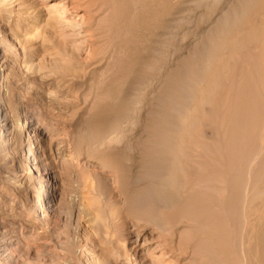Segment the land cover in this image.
I'll list each match as a JSON object with an SVG mask.
<instances>
[{
	"label": "rangeland",
	"instance_id": "rangeland-1",
	"mask_svg": "<svg viewBox=\"0 0 264 264\" xmlns=\"http://www.w3.org/2000/svg\"><path fill=\"white\" fill-rule=\"evenodd\" d=\"M104 2L0 0V264H90L102 258L98 262L106 264H242L234 240L238 224L222 210V196L216 199L217 209H207L203 224L173 227L176 242L194 238L195 246L186 245L184 262L161 254L159 245L172 243L171 238L139 226L123 212V197L115 185L121 167L97 151L104 136L94 134L111 127L116 118L124 123L128 114L134 118L128 128L138 134L152 123L154 115H146L156 106L145 97L146 109L135 112L129 94L136 92L138 80H115L120 62L130 55L127 49L134 45L115 43L119 26L102 7ZM165 9L157 6L158 11ZM165 17L160 24L153 22L151 30L141 20L138 38L143 43L160 39L159 33L166 31L161 26L174 24L177 15ZM206 20L179 25L182 33L190 29L187 43L207 27ZM88 25L94 31H87ZM30 139L36 153L34 161L26 163L24 148ZM213 142L222 145L221 140L202 144ZM220 163H226L225 155ZM262 185L264 180L254 191L261 198L253 196L251 221L264 204ZM115 211L123 214L119 225L110 219ZM95 216L108 222L106 241L96 240L88 228ZM190 231L197 232V238ZM201 244L211 248L218 262L197 249Z\"/></svg>",
	"mask_w": 264,
	"mask_h": 264
},
{
	"label": "bare ground",
	"instance_id": "bare-ground-1",
	"mask_svg": "<svg viewBox=\"0 0 264 264\" xmlns=\"http://www.w3.org/2000/svg\"><path fill=\"white\" fill-rule=\"evenodd\" d=\"M189 1L101 3L113 24L119 26L115 43L134 45L127 49L130 55L120 62L115 80H138L136 92L129 94L135 112L146 109L145 97L154 100L156 110L150 108L146 116L154 115L153 124L138 134L128 128L134 124L128 113L124 123L114 119L111 127L94 134L104 136L95 148L121 167L114 184L123 197L127 218L171 238L172 243L159 245L164 258L186 261V245H194V238L186 244L176 242L173 227L203 224L207 209H215L216 199L222 196V210L231 223L238 224L234 240L240 263L264 264V204L251 221L253 196L261 198L254 191L264 180V0ZM159 5L166 9L158 11ZM195 7L201 11H194ZM174 15V24L161 26L166 31L158 32L160 39L155 42L148 39L143 43L136 35L141 20L151 30L153 22L160 24L165 16ZM205 19L207 27L187 43L190 29L182 33L179 25L192 26ZM5 27L9 32L10 26ZM86 28L94 31L89 25ZM114 94L120 98V93ZM205 140H221L222 145L213 142L206 146L202 144ZM24 149V161L33 162L35 141L28 140ZM221 155L226 156L224 166ZM121 214L112 213V224L119 225ZM88 223L96 240L110 236L106 219L95 216ZM190 232L196 237L197 232ZM197 249L203 254L208 251V260L218 262L210 247L201 244ZM98 261L90 264H106Z\"/></svg>",
	"mask_w": 264,
	"mask_h": 264
}]
</instances>
